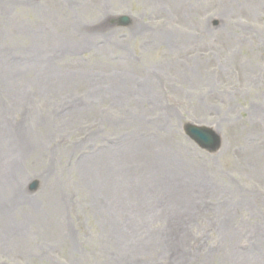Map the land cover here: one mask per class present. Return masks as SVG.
I'll use <instances>...</instances> for the list:
<instances>
[{
    "label": "rangeland",
    "instance_id": "1",
    "mask_svg": "<svg viewBox=\"0 0 264 264\" xmlns=\"http://www.w3.org/2000/svg\"><path fill=\"white\" fill-rule=\"evenodd\" d=\"M0 264H264V0H0Z\"/></svg>",
    "mask_w": 264,
    "mask_h": 264
},
{
    "label": "water",
    "instance_id": "2",
    "mask_svg": "<svg viewBox=\"0 0 264 264\" xmlns=\"http://www.w3.org/2000/svg\"><path fill=\"white\" fill-rule=\"evenodd\" d=\"M119 26H127L130 21L127 16H120L113 19ZM185 134L192 139L200 148L210 153L216 152L221 144L220 136L210 127L196 126L190 123L183 125ZM37 188V181H33L29 185V190L34 191Z\"/></svg>",
    "mask_w": 264,
    "mask_h": 264
},
{
    "label": "bare ground",
    "instance_id": "3",
    "mask_svg": "<svg viewBox=\"0 0 264 264\" xmlns=\"http://www.w3.org/2000/svg\"><path fill=\"white\" fill-rule=\"evenodd\" d=\"M123 237H124V235H120V236H119V238H120V243L123 242ZM121 244H122V243H121ZM158 244H159V245H163V242H159ZM123 245H124V244H123ZM159 245H158V247H160Z\"/></svg>",
    "mask_w": 264,
    "mask_h": 264
}]
</instances>
